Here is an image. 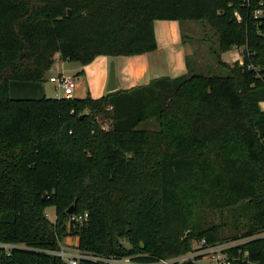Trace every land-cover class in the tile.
<instances>
[{
    "label": "trees",
    "instance_id": "trees-1",
    "mask_svg": "<svg viewBox=\"0 0 264 264\" xmlns=\"http://www.w3.org/2000/svg\"><path fill=\"white\" fill-rule=\"evenodd\" d=\"M156 21L205 23L219 58L235 49L241 60L220 59L223 76L186 63V74L96 99L10 97L12 81L45 82L54 55L86 66L154 51ZM263 102L264 0H0V264H68L49 253L65 238L156 264L241 237L223 250L229 264H264ZM151 119L157 128H138ZM244 202L254 213L240 237L201 221Z\"/></svg>",
    "mask_w": 264,
    "mask_h": 264
},
{
    "label": "rangeland",
    "instance_id": "rangeland-1",
    "mask_svg": "<svg viewBox=\"0 0 264 264\" xmlns=\"http://www.w3.org/2000/svg\"><path fill=\"white\" fill-rule=\"evenodd\" d=\"M180 31L182 36L185 38V43L188 45V54H186L185 62L187 63L188 67L199 74L203 75H226L227 73L224 71L222 67L219 66V56H218V46H217V37L214 30L209 27L207 24L202 22H187L182 21L180 22ZM239 55L240 57V51L239 50H231L229 52L221 54V60L223 61H229L232 64V59L236 58V56ZM59 58L58 55H54L53 60V66L57 65L58 62L62 63V71L67 74H71L72 72L78 71V73L83 69V66L80 63L71 62L68 60L61 59L60 61H57ZM241 60V57L239 58ZM50 60V57H49ZM120 59H110L108 61V64L105 65L106 68V77L108 78L110 64L114 63L115 66V74L116 78L119 75L118 74V62ZM97 65V64H96ZM160 67V66H159ZM174 67V66H173ZM170 65L168 62L164 63L163 66H161L160 74L163 76H178L181 75V72H176L174 70H169ZM60 70V68H59ZM58 71V70H57ZM50 72L55 74V72L52 69H49L48 72H46V80L47 75L50 76ZM90 73V70H89ZM174 73V74H173ZM187 73V70L184 74ZM81 74V73H80ZM90 76V75H88ZM93 77V74H92ZM96 78V77H95ZM91 79V76H90ZM89 81L85 80V77L81 76L79 78L80 86L77 90L74 91V93L71 95V97H81L84 94V89L88 87V84L91 85ZM84 80V81H83ZM83 81V83H81ZM40 84V83H38ZM43 85H47V94L46 97L49 98H61L62 94L51 85L48 81L43 82ZM87 95V92L86 94ZM91 96V95H90ZM92 97V96H91ZM93 98V97H92ZM85 111V110H84ZM94 122L102 129H108L110 122L107 118L103 116H94L93 117ZM157 121L155 119H151L147 121L146 123H142L138 128L140 129H150L153 130L157 128ZM253 207L251 203L244 202L240 206H238L235 209L225 210L223 212H209L207 215L208 217L204 220L201 218V221L207 224L215 223L220 224L221 227V234L223 237L226 238V240L235 238V236H239L247 231L249 227L251 226V219L253 216ZM46 216L50 221H53L55 219V212L53 207H48L46 209ZM255 238H264V232L258 234L255 236ZM248 241V238H238L234 241L229 240L230 245H236L243 242ZM71 242L76 243L77 239L75 238H65L62 241V247L63 248H73L71 245ZM124 246L129 247V244L123 241ZM193 245V244H192ZM6 249V247L2 246ZM49 253H52L49 251ZM182 256V255H181ZM179 257V256H177ZM177 257H173L171 259H175ZM197 261L194 264H214L212 255H204L197 257ZM120 264H137L131 261L130 259H122Z\"/></svg>",
    "mask_w": 264,
    "mask_h": 264
},
{
    "label": "crops",
    "instance_id": "crops-1",
    "mask_svg": "<svg viewBox=\"0 0 264 264\" xmlns=\"http://www.w3.org/2000/svg\"><path fill=\"white\" fill-rule=\"evenodd\" d=\"M180 25L179 21H156L154 23V34L157 47L152 52L133 57H97L89 65L83 66V69L79 73L76 71L66 75L76 79L75 90L81 85L78 81L81 76L85 77L86 81H89L91 76V85L88 84V87L83 91V96L80 98L85 97L87 92V94L91 95L94 99L99 98L106 93L105 88L107 77L105 65L108 64L110 59H120L118 62L119 75L117 78L115 74L118 89H129L134 86L145 85L148 84L150 80L163 76L160 74V70H162L161 66L166 62L170 65L169 70L181 72V75H183L187 70L185 58L187 56L186 54H188V45L185 43V38L181 34ZM239 58V55H237L236 58L232 59V62L236 60L240 61ZM60 60L61 59H58L57 61ZM221 61L228 64L231 63L229 61ZM62 68V63L58 62L57 65L50 68L55 74L50 72V76L47 75V77L50 78L59 73L65 75ZM178 76L171 75L168 77ZM48 78L46 81H48ZM83 81L81 83H83ZM51 85H53L55 89V85L53 83H51ZM45 94H47V85H43V83L38 84L18 81H12L9 83V95L13 99H39L46 97ZM260 108L264 111V102L260 103ZM76 244L77 242H71L72 246H75Z\"/></svg>",
    "mask_w": 264,
    "mask_h": 264
},
{
    "label": "built area",
    "instance_id": "built-area-1",
    "mask_svg": "<svg viewBox=\"0 0 264 264\" xmlns=\"http://www.w3.org/2000/svg\"><path fill=\"white\" fill-rule=\"evenodd\" d=\"M263 10L258 8L253 12V16L255 18L262 16ZM50 83L55 85V88L62 94L61 98H72L71 95L74 93L76 89V79L63 73L56 74L53 77L48 78ZM111 109V108H109ZM87 214L84 217H72V221L75 222H82L85 220ZM205 240H201L200 242H193L192 251L179 256L175 259H166L160 260L156 264H194L197 260V257L204 256V255H212L214 264H229L228 259L226 258L223 250L226 248L233 246L229 243L218 244L211 247H206ZM205 246V248H204ZM6 249L11 248V246L4 245ZM51 254L56 255L61 258L64 262L68 264H78L81 259H87L95 262H101L104 264H120L122 260H118L116 258L111 257H96L91 254L82 253L77 251L74 247L73 248H63L62 245L60 246L59 251L52 252Z\"/></svg>",
    "mask_w": 264,
    "mask_h": 264
},
{
    "label": "water",
    "instance_id": "water-1",
    "mask_svg": "<svg viewBox=\"0 0 264 264\" xmlns=\"http://www.w3.org/2000/svg\"><path fill=\"white\" fill-rule=\"evenodd\" d=\"M117 85H116V78H115V67H114V63L110 64V69H109V74H108V78H107V84H106V88L105 91L106 93H111L116 91ZM73 208L74 206H70V208L66 211V213L68 215H72L73 213Z\"/></svg>",
    "mask_w": 264,
    "mask_h": 264
}]
</instances>
